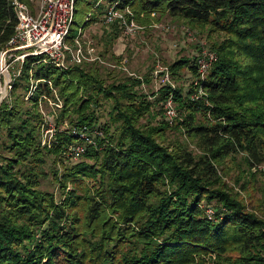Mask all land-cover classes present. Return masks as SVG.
I'll return each mask as SVG.
<instances>
[{
	"label": "trees",
	"instance_id": "obj_1",
	"mask_svg": "<svg viewBox=\"0 0 264 264\" xmlns=\"http://www.w3.org/2000/svg\"><path fill=\"white\" fill-rule=\"evenodd\" d=\"M108 4L223 34L201 81L207 104L188 98L193 58L167 66L172 78L186 69L185 88L163 84L149 99L139 78L106 83L83 64L60 69L28 57L11 77V89L27 98L0 102V264H205L207 251L214 264H264V216L249 211L216 171L239 153L249 166L264 161V0H74L69 32L102 23ZM14 24L0 0V48ZM108 27L106 48L119 36L116 22ZM38 78L50 81L62 103L49 116V146L40 142L37 105L53 95L43 81L30 89L29 79ZM168 95L178 112L173 124L161 115ZM83 126L103 136L65 162ZM171 126L198 152L167 142ZM43 181H53L57 194Z\"/></svg>",
	"mask_w": 264,
	"mask_h": 264
},
{
	"label": "rangeland",
	"instance_id": "obj_2",
	"mask_svg": "<svg viewBox=\"0 0 264 264\" xmlns=\"http://www.w3.org/2000/svg\"><path fill=\"white\" fill-rule=\"evenodd\" d=\"M130 11L133 15V23L136 25L135 32L132 35L124 36L120 34L119 29L118 38L109 48L103 45L107 41L105 30L109 29L108 25L101 22L78 25L84 32V36L80 38L82 59L79 64H83L90 71L96 72L106 83L123 81L127 77L139 78L142 80L139 89L147 94L149 99L152 98L150 94L163 84H168L170 87L185 88L187 86L189 78H185L186 69L180 70L182 75L179 78L170 76L167 66L172 60L179 57L193 58L201 47L214 52L213 44L223 39V34L220 32L208 33L207 27L194 26L180 18L165 14L158 15L157 13H150L148 16L139 14L138 17H135L131 8ZM84 40L92 42L91 46L94 51L91 55V51L88 50L89 47L83 42ZM68 65L72 64L69 63ZM15 66L16 64H13L8 69V74L11 77L17 75ZM9 75L3 76L0 73L1 89ZM165 75L167 79H165ZM4 89L2 100L5 99L9 103L15 96H22L23 100H25L22 89L16 88L13 90L11 86L7 87V84H5ZM200 99L207 104L204 98ZM41 107L43 110L46 108L44 113L47 116L58 110L52 109L47 101L41 100L37 105L40 115L43 111H40ZM107 107L108 104L105 103L99 109L101 114L100 122L106 120ZM174 110L176 113L175 117L171 121L167 120L172 124L178 120V112L175 105ZM161 115H163L162 107ZM157 117L159 118V115ZM174 127L171 126L165 131L167 142L180 140L184 143L186 142L189 149L198 152L194 145L187 141L180 129H175ZM42 132L45 134V130L40 131L43 138ZM68 158H64V161L67 162L70 159V162H75V160L80 159L79 157L77 159ZM216 171L226 189L239 199L249 211L256 213L260 217L264 216V161L249 166L245 162L243 154L239 153L233 159L217 165ZM41 188L52 191L55 194H57L59 189L53 181H43ZM66 188H69V185Z\"/></svg>",
	"mask_w": 264,
	"mask_h": 264
},
{
	"label": "built area",
	"instance_id": "obj_3",
	"mask_svg": "<svg viewBox=\"0 0 264 264\" xmlns=\"http://www.w3.org/2000/svg\"><path fill=\"white\" fill-rule=\"evenodd\" d=\"M7 2L15 15V24L11 35L0 48V73L3 76L9 75L8 69L13 64H16L15 73L18 74L23 62L28 57L41 56L42 58L39 61L51 63L60 69L66 68L69 63L79 64L81 62L80 38L84 36L83 29L77 26L74 34L69 32L74 13V0H7ZM87 16L85 19H87ZM132 17L129 6L116 8L114 5L108 4L104 8L101 20L105 25L116 22L120 34L128 36L136 30ZM83 42L89 47L88 50L91 51V55L94 51L91 46L92 42L90 40H84ZM215 58L216 55L213 51L203 47L200 48L197 54H194L193 62L196 73L190 79V85L192 86V91L188 94L190 100H198L206 95L201 86V81ZM11 79V75H9V78L4 81L7 87L11 86ZM165 79H167L166 75ZM29 80L32 84L30 89L36 83L43 81L53 95V98L41 95L38 104L41 100H45L52 109L61 108V99L57 96L49 80L42 78ZM1 90L0 88V93ZM27 96V94L24 95V99ZM162 108L164 118L171 121L176 113L170 95L163 101ZM42 110L41 107L40 111ZM44 110L42 111L43 122L40 125V131L45 130V134L42 132L44 137H41L40 142L42 145L49 146L54 136L55 126L53 127V121L44 113ZM75 130L80 143L68 144L65 151L66 156L72 159H77L80 156L85 144H94V136H103L98 128L88 129V127L83 126ZM206 213L207 215L211 214L209 207L206 208ZM202 257L205 264H214V252L207 251ZM194 264H196V261Z\"/></svg>",
	"mask_w": 264,
	"mask_h": 264
},
{
	"label": "water",
	"instance_id": "obj_4",
	"mask_svg": "<svg viewBox=\"0 0 264 264\" xmlns=\"http://www.w3.org/2000/svg\"><path fill=\"white\" fill-rule=\"evenodd\" d=\"M4 87H5V84H4V86H3L2 90H1V93H0V102H1V100L3 98V96H4V91H5Z\"/></svg>",
	"mask_w": 264,
	"mask_h": 264
}]
</instances>
